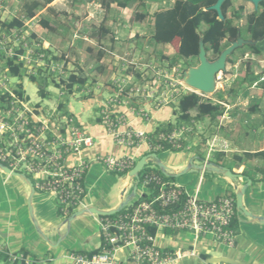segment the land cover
Returning <instances> with one entry per match:
<instances>
[{
    "label": "built area",
    "instance_id": "obj_1",
    "mask_svg": "<svg viewBox=\"0 0 264 264\" xmlns=\"http://www.w3.org/2000/svg\"><path fill=\"white\" fill-rule=\"evenodd\" d=\"M34 20L26 22L27 31ZM27 31L22 33L14 29L5 32L0 25V58L17 57L18 62L25 64V76L37 75L42 67H50L49 71L60 81L66 76L64 63L48 65L51 62L46 51L51 46L41 49L40 45L33 44V38L26 37ZM20 51H24L23 54ZM130 64L136 66L135 62ZM182 70L181 65L169 70H155L149 83L131 84L132 75H128L127 79L113 84L118 92L102 108L100 121L117 145L140 148L146 144L153 153L163 151L165 145L187 152L196 148L192 145L195 122L192 126H182L155 138L150 133L127 126L126 117L112 110L113 105H121L125 100L132 113L150 120L148 106L158 110L176 105L187 93L205 97L183 82ZM10 77L8 70H2L0 65V164L12 172L33 176L36 191L53 198L60 214L69 218L83 210L85 180L92 165V160H79L72 165L69 157L92 148L95 138L84 131L74 116L56 114L57 107L53 114L41 119L29 103L18 100L15 88H8ZM81 93L90 95L92 91ZM124 93L125 99L122 98ZM8 94L12 100H3ZM60 96L66 95L61 92ZM130 98L138 99L140 103H130ZM222 105L226 112L221 122L230 111L227 104ZM227 149V144L215 137L207 149V161L215 152L227 154ZM93 161L116 175L129 174L137 165L132 156H100ZM139 186L149 190L150 195L136 196L127 210L114 218H101V248L91 254L71 253L69 264H174L196 256L194 251L180 254L159 248L156 244L159 231L190 232L197 238H212L228 248H236L239 234L233 227L237 209L232 196L204 201L198 194L189 195L182 186L166 181L161 174L154 172L140 173ZM151 229L157 231L155 235ZM8 261L11 264H34L24 253L8 254Z\"/></svg>",
    "mask_w": 264,
    "mask_h": 264
},
{
    "label": "rangeland",
    "instance_id": "obj_2",
    "mask_svg": "<svg viewBox=\"0 0 264 264\" xmlns=\"http://www.w3.org/2000/svg\"><path fill=\"white\" fill-rule=\"evenodd\" d=\"M173 3L174 1L147 3L143 8L134 6V9H132L130 12L117 11L116 13H112L104 10L102 7H98L96 4H92L89 5V7L84 8L80 7V5L85 3L80 4V9L75 10L77 7L71 5L70 0H55L51 7H54L56 10L51 13L46 10L38 12L33 24H30V28H28L26 37L29 39V37H31L33 34H36L37 37L33 38L32 42L33 44L40 45L41 49H44V47L48 49L49 46H51L52 52L49 55L51 63H47L48 65L54 63V57H59L62 59L59 63H64L65 67H67L68 75L75 72H83L86 74L90 81L87 87L83 89L85 92L91 90L92 93H95L93 86L96 83H94L93 79H95L97 75L102 76L104 72L103 70V72L99 71L100 68H98V62L101 60L99 58L103 57L105 61L102 65H100L104 67L101 69H106V75H103L105 76V82L114 84L119 80L127 79L128 73L130 72L129 75H132L131 84H140V82L135 79L137 74L141 75V80H143V82L146 81V83H149L151 80H153L151 77L153 78L155 70H169L174 68L171 67V62L173 59H175L179 52V48H176L173 44H156L151 38L153 29V15L158 11L170 8ZM23 4L24 0H0V25L4 21H10L19 16ZM232 4L233 8L229 12L230 17L234 11H237L240 7L245 8V14H249L254 11L252 5L240 0H233ZM143 14H147L148 17L141 21L137 18V16ZM43 19H49L51 22L49 20L48 21L53 23V26L51 25L50 30H45L41 26V21ZM69 24L70 27L66 28V25ZM203 28L206 27L203 26ZM105 31H107V33ZM241 49L236 51L232 57V62L227 64L226 72L220 75L218 80V91L214 95H205V98L218 101L220 96H222L227 104H237L239 105L238 109L246 110L248 116L247 118L251 119L253 116L255 117L258 115L257 112L259 111L260 107L264 113V92L258 90L259 88L261 89L263 84L262 79H264V64L260 63V61L264 60V55L261 57H255L256 60H253V55L248 53L242 58L241 54H243L245 51L249 52V49L247 47L242 50ZM82 57L84 59H82ZM131 62H135L136 66H132L130 64ZM198 63L199 60L197 58L183 60L179 63L183 69L181 73L184 74V72L188 69V66L195 67L198 65ZM4 64L5 60L0 58V65ZM46 68L43 69L45 76L52 75V72L49 71L50 67ZM250 73L255 75V80L257 79V85H253V89L251 90L250 83L246 82L248 79L247 75ZM133 74L135 76H133ZM147 77H150L149 80H146ZM181 79L183 80V77ZM20 83L21 81L19 79L10 77V82L9 84L7 83V85L11 90L15 84ZM22 83L30 99V105L33 107L39 106L43 108L48 114H53L57 104L60 101H65L64 97L60 96L62 91L56 89L53 84H50L49 88L47 89V91L50 93V97L48 99H42L39 95V87L36 84L31 83L28 76L23 78ZM80 95H82V93L78 94V96ZM65 98L67 97L65 96ZM71 104L75 114L79 115L82 113L83 106L81 103L74 101ZM254 109H257L258 111L256 112ZM236 111L239 114V116L237 115L238 123L235 124L236 126L233 127L232 131L230 129V125L224 126L221 129L218 128L217 124L209 126L206 125V127L199 124L195 125L194 135H192V138H194L192 145L193 147H196V156H193V154H190L187 151H161L157 154L158 157L164 164L175 168L183 167L193 158H196L195 163L198 164L200 163V159L205 160V152L212 143L214 136L213 134L215 131L222 133L224 132V134L227 135L228 142L231 145L230 146L227 143V158L230 160L235 155L245 156V153L247 152L263 151L264 116L262 115L261 117L257 118V126L255 125V127H261V132L258 134H249V131H252V129L248 126V123H245V119H239L241 112H239V110ZM262 112L260 113L263 114ZM59 113L61 114L59 111L56 114ZM62 113V115H64V110ZM83 118L84 120H87L88 117L87 115H83ZM175 121L176 118L174 119V123ZM201 152H203V154ZM218 154L220 153L215 152V154L210 156L211 162H218ZM138 162L139 161H137V163ZM220 162H222L221 165L225 166H228L229 163L227 160ZM234 164L238 169H242V167L238 166L237 162H234ZM254 170L263 171L264 161H249L242 171L244 172ZM242 171L240 174H243ZM145 172L161 173L160 169L152 163H149L141 173L144 174ZM194 173H196V171H191L185 176L174 178L176 183L182 184L183 187L186 188V190L192 195L196 193L200 182L199 177L201 176V173L197 172V176L192 178L191 175ZM256 174H258L256 179L259 181V183H263L261 180L264 179V175L259 172ZM89 176L91 178V183L95 185L93 190L90 189V181H88ZM219 176L225 177L224 175L206 172L201 188V200L211 201L210 198L226 196L227 190L224 189L222 184L219 185L218 183L217 179ZM28 178L32 179V181H35L33 176L29 174ZM127 178L128 174L116 175L107 172L102 164L92 166L86 176L87 200L92 197H100V195L103 193L109 197L118 196L120 189L122 186H124V181ZM2 181L3 180L0 178V187L4 188L1 183ZM140 190H143L142 186H140ZM230 192L231 190H229V193ZM231 193L236 196V192L233 191ZM258 196L260 198L256 197V200L254 201H251L248 197H246V207L252 214L264 216V195L260 194ZM55 216L57 219L54 220L55 227L52 228L51 232L56 231V235H46L49 241L54 245L58 244L60 241V238L57 235V226L60 223H64L65 220L68 219L61 214L59 215L55 213ZM84 219L85 218L78 219L77 221L82 220V222L77 226H75L77 221L73 224V232L71 236L66 240L65 243H62L58 250L49 246L45 238L38 233L34 223L30 219L31 229L34 235L40 241V244L50 251L47 256L41 259L42 263L46 264V262L51 258L57 257V251L64 250L67 243H69L73 238L75 227L80 225L84 226L83 224L87 223L84 221ZM252 222L253 220L246 217L244 214H241L238 226V245L236 248H228L224 245L215 243L209 238L195 243L192 235L188 236L187 241H185L183 245L188 246L190 243H192V245L196 244V251L199 254H203V258L230 257L246 263L253 262L256 264H264V226L259 223ZM81 230L84 231L83 227ZM64 232L65 231H61V235H63ZM170 233L174 232H167L172 240L168 239L167 241H164L162 246H166L170 243V241H177V238L174 237L175 235L172 236ZM0 250L4 252L2 249ZM65 253H82V249L72 247ZM203 258L197 257L183 259L177 261L174 264H204ZM0 264L4 263L0 261Z\"/></svg>",
    "mask_w": 264,
    "mask_h": 264
},
{
    "label": "crops",
    "instance_id": "obj_3",
    "mask_svg": "<svg viewBox=\"0 0 264 264\" xmlns=\"http://www.w3.org/2000/svg\"><path fill=\"white\" fill-rule=\"evenodd\" d=\"M96 2V1H95ZM93 2H84L85 4L80 5V4H73V0H70L71 5H74L77 7L75 10L80 9V7H89V5H94L96 4L98 7H101L98 2L95 3ZM251 5V4H250ZM136 6V5H134ZM130 7L128 9H120L117 6H113L110 11L112 13H116L117 11H132L134 9L133 7ZM253 6V5H252ZM53 11L56 9L54 7H51ZM254 8V6H253ZM255 10V8H254ZM47 11V10H46ZM52 11V12H53ZM256 11V10H255ZM51 13V12H50ZM49 13V14H50ZM49 20V19H48ZM50 21V20H49ZM51 22V21H50ZM53 26V23H51ZM153 25V23H152ZM65 26V25H63ZM69 25H66V28H69ZM153 31L154 27L152 29V36H153ZM151 36V38H152ZM85 57V56H84ZM254 59L256 60L255 57L253 56ZM82 59H84L82 57ZM101 59L98 65V68H100L99 71H102L103 74L102 76H98L93 79L94 83H96L93 86L94 92L90 96L86 95H80L78 94L73 95L70 98H65V101H60L57 104V108L59 109V112H61V115L63 114L60 108L61 104L65 105L66 111L64 110V115H72L75 117V119L79 122V124L82 126L84 131L91 135L92 137L95 138V145L92 148L83 150L80 154H74L69 157V163L70 164H76L79 160H92V166H95L99 163L93 161L96 157L100 156H108V155H113L116 157H123V156H132L136 159V161H140L143 157L148 156L152 154L153 152H150L147 145L144 144L140 148H128V147H123L120 145H117L108 135L106 128L102 125L100 121V113L102 108L109 102L110 99H112L115 94H114V89H113V84L109 82L104 81L103 75H106V69H101L104 68L101 65L104 63L105 59ZM260 63L264 64V60L260 61ZM101 64V65H100ZM238 64V63H237ZM104 66V65H103ZM238 67V65H237ZM101 73V72H100ZM86 75V74H85ZM258 75V74H256ZM87 76V75H86ZM143 77V75H142ZM264 80V79H262ZM23 81V80H22ZM21 81V83H22ZM140 83L143 82V80H139ZM20 83V84H21ZM16 85V84H15ZM15 85L13 88H15ZM257 85V83L253 84ZM253 85L250 87V90L253 89ZM89 87V86H88ZM25 89V88H24ZM259 91H263L264 89L259 88ZM26 91V90H25ZM27 93V92H26ZM28 96V95H27ZM78 96V97H77ZM85 97H90L89 99H86ZM74 101H77V103L82 104V113L79 115L75 114L72 104ZM30 105V102H27ZM262 103V102H260ZM68 105V106H67ZM230 107V111L227 113V117L225 121L223 120L222 122H219L218 128L221 129L224 126L230 125L231 131L233 130V127L236 126L235 124L238 123V112L236 110H239L241 112L240 114V120L245 119V123H248V126L252 129V131H249V134H258L261 132V127H255V125L258 122L259 117L262 115L264 116V113L262 112L263 110L261 107L259 108V111L262 112L261 114L258 110L257 116H253L251 119L247 118V111L244 109H238L239 105L233 104V103H228L227 104ZM30 107L35 109L37 115L41 119H46V117L50 116V114L46 113L45 110L39 106L33 107L30 105ZM148 110L151 113V118L150 120H145L142 117L132 113L130 105L128 104L127 101H123V104L119 105H113L112 110L115 114H123L126 119L129 127L137 130H142L147 133L152 134L155 129L163 124H169L170 122L174 123L175 117L173 116V111L170 109L169 106L162 107L158 110L153 109L152 107L148 106ZM62 115V116H64ZM83 115H87V120H84ZM238 115V116H237ZM208 124H204L202 126L206 127ZM254 126V127H253ZM257 126V125H256ZM125 129H127L125 127ZM250 129V130H251ZM227 130V129H226ZM217 137L220 142L222 143H228V138L227 135L224 134V132H217V134L213 137V139ZM231 146V145H230ZM196 150L193 149V151H190V154H193V156H196ZM233 152V151H231ZM239 152V151H237ZM203 154V152H201ZM251 153H255V151H252ZM224 154V153H221ZM228 154V153H227ZM227 154H224L227 157ZM206 158L205 160L207 161V151L205 152ZM202 158V156H201ZM162 161V160H161ZM211 162V160L209 159ZM217 165H220L218 162H214ZM189 164V163H188ZM188 164L184 165L183 167H171L168 166L174 170H176L178 173L183 171ZM222 166V165H221ZM233 171L235 173H239L245 168L244 166L242 169H238L234 163L231 164ZM91 169V168H90ZM197 172L192 174L191 177L195 178L197 176ZM243 172V171H242ZM190 173V172H189ZM188 173V174H189ZM201 173V172H200ZM93 174V173H92ZM205 173H201L200 182L199 186L196 190V193L194 195L199 196L201 194V188L204 182L205 178ZM218 176V175H217ZM0 178L3 180L1 183L4 188L0 187V249H2L4 252L0 250V261H2L4 264H11L8 261V254L7 253H24L26 256H28L31 260L33 259L34 264H45L42 263L41 259L49 254L50 251H48L47 248H45L43 245L40 244V241L36 238L34 235L31 225H30V219L32 220L29 207H28V201L31 196L32 190L30 185L25 181L24 179L18 178V177H12L9 175H6L2 171H0ZM103 180V179H102ZM218 183L219 185H223L224 189L227 190L226 196L233 195L231 192H236L235 188L236 187H241L244 184H246V180H236V181H230L229 179L225 177H218ZM88 181H90V189H94L93 185L91 183V178L90 176L88 177ZM97 183V182H96ZM177 185H180L183 187L182 184L176 183ZM87 184V179L85 180V187ZM136 185V181L134 179H131L129 176L128 178L124 181V186L120 189V192L118 196H107L105 193L101 194L100 197L96 198H87L84 199V204H83V209L87 208H97L102 211H112L114 209H117L122 201L124 199H127L129 195L133 193L134 187ZM218 185V186H219ZM184 188V187H183ZM186 190V188H184ZM229 190L231 192L229 193ZM186 192L189 195L190 194L187 190ZM262 194L264 195V183H257L253 184V186L247 191V194L245 196L244 200V205L246 207V197H248L251 201L256 200V197L260 198L258 195ZM150 191L143 188V190H140V186L138 188L137 192V197L141 198L144 196H149ZM192 195V196H194ZM86 197H87V191H86ZM221 196H217L214 198H210V200L217 199ZM264 197V196H263ZM201 199V198H200ZM205 201V200H204ZM33 208H34V217L37 220L38 224L40 225L42 231L45 233L47 236H55L56 231L51 232L52 228L55 227L54 225V220L57 219L55 216L56 214L60 215L59 209L57 207L56 202L54 201L53 198H51L49 195L39 193L36 191L35 197L33 199ZM247 208V207H246ZM248 210V208H247ZM257 215V214H255ZM241 214L239 213V218ZM257 216H263V215H257ZM264 217V216H263ZM85 218L84 221L87 222L83 224L84 226H78L75 227V233L73 235L72 240L67 243L66 247L64 248L63 251H57V257L56 258H51L46 262V264H69L68 256L69 253L67 252L70 248L72 247H77L82 249V253L86 254H91L97 252L101 248V243H102V238H101V232H100V220L102 217L99 216H94V215H85L83 217H80L78 219ZM76 219L72 225H71V230L68 231L67 225L64 223H60L57 227V235L60 238V241L58 244L54 245L52 244L49 239L47 243L49 246L53 249L58 250V248L62 245V243L66 242V240L71 236L73 232V224L78 220ZM66 221V220H65ZM33 222V221H32ZM81 221H77L76 225H79ZM256 223V222H252ZM83 227L84 231L81 230ZM87 227V229H86ZM61 231H65L63 235H61ZM172 236L177 238V241H170L169 244L166 246H162V243L164 241H167L168 239H171L169 234H167L166 231H159L157 233V240L156 244L159 248L163 250H169L174 253H180L183 254L185 252H192L194 251L196 253L195 257H188L186 259L190 258H197L201 257L203 258V254H199L196 251V247L190 243L188 246L183 245L185 241H187L188 236L192 235L195 243L198 241H201L203 239H208V238H197L193 233L190 232H178V233H170ZM48 238V237H47ZM174 238V239H175ZM212 239V238H209ZM172 240V239H171ZM213 240V239H212ZM162 241V242H160ZM214 241V240H213ZM215 242V241H214ZM217 243V242H215ZM238 243V242H237ZM180 244V246H179ZM219 244V243H218ZM238 245V244H237ZM124 255V253H123ZM122 255V256H123ZM221 258H230V257H221ZM211 259L210 257H205L203 258L204 264H209L208 260ZM234 259V258H230ZM183 260V259H182ZM236 260V259H234ZM243 262L241 260H236ZM246 263V262H243ZM248 264H256V263H249Z\"/></svg>",
    "mask_w": 264,
    "mask_h": 264
},
{
    "label": "trees",
    "instance_id": "obj_4",
    "mask_svg": "<svg viewBox=\"0 0 264 264\" xmlns=\"http://www.w3.org/2000/svg\"><path fill=\"white\" fill-rule=\"evenodd\" d=\"M54 1L55 0H24L19 16L10 21L2 22L1 30L10 32L11 30L16 29L25 33L27 31L25 25L26 22L36 18L38 12L43 10L52 12L53 9H51L50 6ZM92 1L98 2L106 11H110L113 6H117L120 9H128L136 5L139 6V8H143L147 3L174 1L170 8L156 12L152 17L154 27L152 40L156 44H173L176 48H179L177 56L171 62V67L181 65L179 63L183 60L198 59L201 39L204 40L208 57L212 61L218 59L223 51L237 41L240 36L246 40L254 42L259 41L255 46L243 47L242 49L247 47L249 52H243V54H241L242 58L248 53H251V55L256 57L264 55V2L260 5L257 11L254 10L252 13L245 14V8L240 7L237 11H234L230 17L229 12L233 8V0H228L222 8L225 20L221 21L219 20L218 14L215 11L210 10L218 0H73V4L76 5ZM147 17V14L137 16L141 21L145 20ZM41 26L45 30L51 29V23L47 19L41 21ZM203 26L206 28H203ZM105 32L107 33V31ZM36 37V34L31 36V38ZM51 50L52 49H49V52H46L50 55L52 52ZM23 52L24 51H20V54H23ZM233 55L228 59L227 64L232 62ZM2 59L5 60V64L1 65V69L8 70L11 78L22 81L25 75L24 70H26L25 64L18 62L17 57L13 59H5L2 57ZM61 60L62 59L59 57H54L53 59L56 63H59ZM189 67L190 66H188V68ZM65 69L66 76L60 81H58L53 74L45 76L42 68L38 71L37 75L27 76L31 83L36 84L39 87V95L42 99H48L50 97V93L47 91L50 84H53L56 89L62 91L66 97L70 98L75 94H80L83 89L87 87L90 79L83 72H75L68 75L67 67H65ZM133 76L135 75L133 74ZM135 77L137 81H139L138 79H141L140 74H137ZM254 77L255 75L251 73L247 75L248 79L246 78V82H249L251 86L257 83V79L255 80ZM113 89L114 94H116L118 92L117 87L113 86ZM262 89H264V80ZM14 92L20 102L25 103L30 101L23 83L16 84ZM125 94L126 93L122 95V98L124 99L126 98ZM85 98L89 99L90 97ZM5 99L12 100L9 94L3 98V100ZM129 100L130 103H140L138 99L130 98ZM222 103L227 104L222 96H220L218 101H214L213 99H206L195 93H187L179 99L176 105L169 106L173 111V116L176 118L175 123L170 122L169 124L158 126L152 133V137L156 138L161 134H170L174 129L182 126H192V122L199 125L208 124L209 126L217 124V126H219L220 118H222L226 112ZM60 108L61 110H65L66 107L61 104ZM254 110L257 111V109ZM216 134L217 131H215L213 135L215 136ZM164 148L163 152L178 151L168 145H165ZM159 152L161 151L156 152V154ZM218 158L220 161L227 160V162H229L228 166H222L235 173L231 167V163L237 162L239 167H245L246 164L252 160L264 161V150L255 153L247 152L245 153V156L235 155L231 160L224 154H218ZM219 160L218 163L221 165L222 162ZM254 171H244L243 174L240 175L252 180L253 184H257L259 181L256 179L258 175L256 173L259 172L264 175V170ZM160 174L166 181L175 182L174 178L166 177L162 173ZM261 181L264 183V179ZM231 196L236 200L234 194ZM115 216L116 215L102 218H114ZM239 219V213L237 212L233 221V227L237 231ZM156 232L155 229H151L153 235H155Z\"/></svg>",
    "mask_w": 264,
    "mask_h": 264
},
{
    "label": "water",
    "instance_id": "obj_5",
    "mask_svg": "<svg viewBox=\"0 0 264 264\" xmlns=\"http://www.w3.org/2000/svg\"><path fill=\"white\" fill-rule=\"evenodd\" d=\"M228 0H218L217 3L210 8V10L215 11L218 14L219 20L224 21L225 17L223 14V5ZM246 3H249L254 6L255 10L257 11L260 5L264 2V0H240ZM259 41H251L242 38L241 36L232 43L227 49L223 51V53L219 56L218 59L212 61L209 59L204 40L201 39L200 41V52L198 56L199 64L195 67H189L183 74V82L188 85L189 87L195 89L198 92H201L204 95H214L218 91V80L221 74H224L227 70V62L228 59L238 50L245 46H255L258 44ZM195 159L193 158L190 160L188 166L181 172H177L176 170L168 167L164 164L156 153H152L148 156L143 157L135 166V168L129 172L128 176L131 179L136 181V185L134 187L133 193L124 199L120 206L117 209L112 211H102L97 208H87L80 211L73 213L66 221L65 225L68 227V231L71 230L72 223L85 215H94L99 217H111L121 213L125 210L136 198L138 188H139V181H140V173L144 170V168L149 164H155L161 171V173L166 177L172 178H179L182 176L187 175L191 171H198L201 173L205 172H212L219 175H224L230 181L236 180H246V184L241 187H236V209L237 212L240 214H244L246 217L250 218L256 223H259L264 226V217L257 216L252 214L247 210L244 205L245 196L247 191L253 186V181L245 178L243 175L235 174L232 170L217 165L214 162L206 161L204 159H200V163H195ZM199 159V158H198ZM0 171L5 173L6 175L12 177H18L27 181L30 185L32 193L28 201L29 211L32 217V221L38 231V233L48 241L47 236L42 231L40 225L38 224L37 220L34 217V208H33V199L36 194V189L34 187L32 179L28 178L24 174H19L16 172H12L8 167L0 164ZM209 264H248L243 263L240 261H236L230 258H211L208 260Z\"/></svg>",
    "mask_w": 264,
    "mask_h": 264
}]
</instances>
